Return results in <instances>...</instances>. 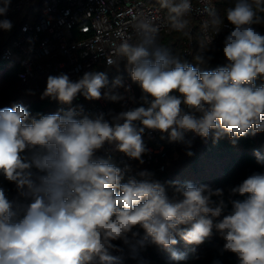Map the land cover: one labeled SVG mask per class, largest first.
Instances as JSON below:
<instances>
[{
  "label": "clouds",
  "instance_id": "obj_1",
  "mask_svg": "<svg viewBox=\"0 0 264 264\" xmlns=\"http://www.w3.org/2000/svg\"><path fill=\"white\" fill-rule=\"evenodd\" d=\"M10 2L3 0L0 16ZM159 2L172 29L183 31L191 0ZM204 11L213 25L226 20L233 26L223 41L226 63L215 70L201 71L169 53L157 44L159 28L138 21V42L122 39L106 64L118 68L124 62L141 90L139 106L110 118L72 106L78 95L120 102L119 89L130 91L120 76L109 80L105 72L89 71L76 81L65 73L47 77L41 99L67 110L32 115L20 103L0 108V176L16 192L10 199L0 185V264H116L113 253L122 251L116 241L133 252L153 245L181 261L187 254L172 248L177 237L194 251L214 231L224 241L221 251L233 253L238 264H264V172H253L230 190L244 199L232 200L225 214L222 189L161 182L148 170L125 182L130 166L97 155L110 145L143 163L150 151L146 132L187 148L188 133L214 142L227 137L233 144L264 133V35L255 27L264 26V0H233L223 18L214 8ZM12 27L0 20V29ZM208 50L194 57L196 65L208 63Z\"/></svg>",
  "mask_w": 264,
  "mask_h": 264
},
{
  "label": "built area",
  "instance_id": "obj_2",
  "mask_svg": "<svg viewBox=\"0 0 264 264\" xmlns=\"http://www.w3.org/2000/svg\"><path fill=\"white\" fill-rule=\"evenodd\" d=\"M224 1L191 0L192 11L184 18L187 23L184 30L190 31L187 47L183 50L185 60L191 62L196 53L193 31L200 42L197 50L199 54L212 45H223L224 39L233 30V26L226 20L222 24L213 25L212 17L204 11L205 7L214 8L220 15L219 6ZM24 5L25 2L20 1L16 6L18 11ZM138 21H148L159 28L157 44L163 48L169 40L167 37L180 33L172 29L169 13L160 6L159 0H50L35 22H25L20 27L11 44L2 50V60L21 67L19 79L24 86L34 82L37 77L65 73L74 80L82 77L85 72L98 71L102 66L112 69L113 78L120 76L126 85H130L128 92L119 89L124 95L122 101H89L78 95L72 105H83L86 113L103 112L106 118H110L109 113L116 114L134 107L139 94L142 95L139 85L131 80L125 70L124 62L118 68L106 64L114 46L121 43L122 39H128L130 43L138 42ZM68 107L62 105L64 110ZM143 139L150 150L143 156V163L114 151L110 145H106L97 155L110 158L121 168L130 166L127 178L141 170L153 172L158 168L161 172L165 171L170 157L176 155L179 148L186 146L180 142L169 143L167 138L161 139L159 132H146ZM186 139L192 141L191 147L202 140L192 133L186 134ZM203 142L207 145L208 140Z\"/></svg>",
  "mask_w": 264,
  "mask_h": 264
},
{
  "label": "trees",
  "instance_id": "obj_3",
  "mask_svg": "<svg viewBox=\"0 0 264 264\" xmlns=\"http://www.w3.org/2000/svg\"><path fill=\"white\" fill-rule=\"evenodd\" d=\"M20 1H24L26 6L21 11H18L16 6ZM49 2L50 0H11L6 14L0 16V20L7 19L13 25L10 31L1 30L0 32V68H2L1 63L5 61L2 60V50L11 44V41L25 22H35L37 16ZM232 3L233 0H225L220 4L219 10L222 18L225 15V9L231 6ZM2 6L3 0H0V7ZM255 27L264 35V26L257 25ZM189 34V30H184L167 37L169 40L166 39L165 49L182 61L191 63L194 67H199L201 71L215 70L226 63L223 55V45L216 44L208 47L209 50L205 55L211 59L207 64H195L194 57L198 54L197 50L200 47V42L195 38V31H193V41L196 53L191 62L185 60L183 58V50L187 47ZM3 68L4 70L0 71V73H3L2 76L11 84L12 89L16 88L13 90V95L7 94V90H1L0 88V108L20 103L32 115L36 113L51 114L63 109L62 104L57 101L48 98L41 99V94L46 88L47 77H37L34 82L24 86L19 79L22 69L18 64L8 61ZM98 71L105 72L109 80L114 77L110 68L102 66ZM256 83L260 85L262 81L257 79ZM16 94H19L20 98L16 101H11ZM140 96L139 94V98ZM139 98L134 107L139 106ZM188 151L193 154L188 155ZM257 152L260 153L261 157H264V133H258L255 136L251 134L245 135L239 138L235 144L227 137L216 142L209 138L207 145L204 144L203 140H200L190 148L186 146L179 148L176 154L179 156L178 160L173 161L175 155L171 156L165 171L161 172L156 168L152 173L161 182L178 181L195 185L206 184L213 189H222L223 199L226 204L224 213L226 214L231 210L232 200L244 199L238 194H232L230 190L242 183L253 172H264V163L257 162V156L255 155ZM126 179L125 177V182ZM0 185H3L8 190L10 199L16 196L15 185L4 180L2 176H0ZM171 190V187H169V193H171ZM177 240L178 243L172 248L181 253H186L187 259L185 260L175 261L171 258L170 251H160L153 245H148L133 252L129 246L124 245L120 241L114 243L119 245L122 251L114 252L113 255L118 257L116 264H214V261H219V264H238L237 257L233 253L221 251L224 241L215 231L203 244L196 246L194 251L192 250L193 246L187 245L181 238L177 237Z\"/></svg>",
  "mask_w": 264,
  "mask_h": 264
},
{
  "label": "rangeland",
  "instance_id": "obj_4",
  "mask_svg": "<svg viewBox=\"0 0 264 264\" xmlns=\"http://www.w3.org/2000/svg\"><path fill=\"white\" fill-rule=\"evenodd\" d=\"M26 5H24L23 6V8L25 7ZM22 8V9H23ZM7 63H8V61L6 62V61H4L3 63H1V66H2V68H0V71H3L4 70V68H3V66H6L7 65ZM3 74V73H2ZM2 74L0 73V88H1V90H7V94H14V92H13V90L16 88H14V89H12L11 88V84H9V82L2 76ZM29 90H31V89H29ZM27 97H29V96H27ZM27 97H25V98H27ZM20 97H19V94H16V95H14V97L11 99V101H16V100H18ZM13 105V104H12ZM12 105H9L10 107L12 106ZM8 106V107H9ZM178 158H179V156L178 155H175L174 156V158H173V161H176V160H178ZM170 165H171V163H170Z\"/></svg>",
  "mask_w": 264,
  "mask_h": 264
},
{
  "label": "water",
  "instance_id": "obj_5",
  "mask_svg": "<svg viewBox=\"0 0 264 264\" xmlns=\"http://www.w3.org/2000/svg\"><path fill=\"white\" fill-rule=\"evenodd\" d=\"M215 69V68H214Z\"/></svg>",
  "mask_w": 264,
  "mask_h": 264
}]
</instances>
